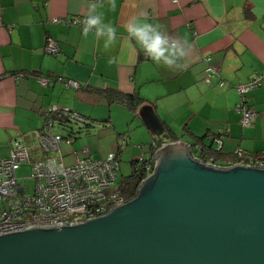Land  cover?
<instances>
[{"label": "crops", "instance_id": "0c3cea01", "mask_svg": "<svg viewBox=\"0 0 264 264\" xmlns=\"http://www.w3.org/2000/svg\"><path fill=\"white\" fill-rule=\"evenodd\" d=\"M87 2L0 0V157L8 156L13 140L21 134L31 148V159L44 157L36 132L43 128L52 106L93 119L104 103L111 108L123 106L134 117H140L142 106L151 105L164 126L160 138L167 142L189 143L204 135L220 134L223 143L212 146L223 158L236 156L239 150L264 151V80L245 95L246 104L257 113L251 127L241 125L236 106L243 99L235 89L240 82L264 72V0H116L115 10L108 0H96L104 23L117 31L116 43L108 50L93 32L85 37L78 25L54 22L81 20ZM133 17L194 43L189 66L171 71L147 58L127 38L123 27ZM49 38L59 42V54L46 53ZM113 57L116 62L110 63ZM207 65L218 70L208 82ZM40 78L71 79L81 87L66 88L57 81L43 85ZM94 88L138 94L145 104L134 112L126 105L109 102ZM142 124L146 127L143 120ZM139 134L144 137L142 131ZM209 137L205 143L210 144ZM82 149L103 157L88 147ZM82 153L73 151L74 162L85 155ZM144 155H150V147ZM137 158L130 162L131 168Z\"/></svg>", "mask_w": 264, "mask_h": 264}, {"label": "water", "instance_id": "95a60500", "mask_svg": "<svg viewBox=\"0 0 264 264\" xmlns=\"http://www.w3.org/2000/svg\"><path fill=\"white\" fill-rule=\"evenodd\" d=\"M139 115L159 139L153 107ZM154 160L137 194L102 216L1 235L0 264H264V167L212 165L181 140Z\"/></svg>", "mask_w": 264, "mask_h": 264}, {"label": "built area", "instance_id": "2783aa9c", "mask_svg": "<svg viewBox=\"0 0 264 264\" xmlns=\"http://www.w3.org/2000/svg\"><path fill=\"white\" fill-rule=\"evenodd\" d=\"M83 19L84 17L73 21L54 19V22H67L83 28ZM44 49L50 55H57L60 52V44L49 38ZM217 71L213 66L207 65L205 80L208 82L210 77L218 74ZM263 80L264 72L257 73L250 81L240 82L235 86L243 99L236 106L237 112L241 114L243 127L252 126L257 117V113L246 104L245 95L260 86ZM51 81L60 82L66 88L79 89L81 87L79 82L71 79H39L43 85H49ZM61 116L66 117L67 120L83 121L68 108L52 106L48 110L43 128L36 132L37 144L45 155L44 157L31 159V148L22 134L13 140L8 156L0 157V236L23 231L30 227L78 224L90 218L102 216L115 206L129 200L120 188L119 154L110 153L105 158H96L84 150L85 155L77 158L72 165L64 163L63 155L58 158L52 156L61 152L62 142L71 143L69 138L53 133L54 124ZM209 139L221 145L224 138L218 135L210 136ZM167 143L151 142L150 155L145 161L147 176L156 166L155 153ZM194 149L197 152H194ZM191 150L196 159L216 166L246 164L264 167V153L257 155L239 150L234 156L235 159H230L225 164L211 155L206 157L201 155V146H191ZM143 159L144 157H140L139 161ZM23 165L31 168L30 178L35 182L32 195H28L25 187L19 183L17 172Z\"/></svg>", "mask_w": 264, "mask_h": 264}, {"label": "rangeland", "instance_id": "374dc122", "mask_svg": "<svg viewBox=\"0 0 264 264\" xmlns=\"http://www.w3.org/2000/svg\"><path fill=\"white\" fill-rule=\"evenodd\" d=\"M104 104L98 106V110L94 115L100 121L95 120V118H85V121L83 120L84 123L71 121L66 123V127L60 126L56 121L53 133L59 134L64 138H69L72 141V145L62 143V152H59L57 156L56 154L52 156L58 158L60 155H63L64 163L72 165L74 164V150L82 153L84 150L82 148L88 147L98 156L103 154L102 158H105L110 153H115L117 147L121 145L122 160L120 164L121 169L118 172L120 180L124 176L126 177L131 174L132 168L130 162L135 157H145L144 152L148 151L152 138L148 129L143 126L140 117H134L123 106L113 105L111 108L108 107L107 103ZM109 117L110 119H108ZM102 118L103 120H101ZM85 124H89L90 127H86ZM141 131L144 133V137L139 134ZM125 139L127 142H124ZM30 175L31 168L28 165H23L17 172L19 183L25 187L28 195L33 194L35 186V182L30 178Z\"/></svg>", "mask_w": 264, "mask_h": 264}, {"label": "clouds", "instance_id": "9594fccd", "mask_svg": "<svg viewBox=\"0 0 264 264\" xmlns=\"http://www.w3.org/2000/svg\"><path fill=\"white\" fill-rule=\"evenodd\" d=\"M108 4L115 10L116 0H108ZM85 7L87 11L82 21L83 35L86 37L93 32L97 40H104V49H110L117 40L116 27L104 23L96 0H88ZM123 27L127 38L134 41L144 55L157 66L171 71L183 70L189 66L194 43L182 37L170 36L162 32L159 25L137 17L130 18ZM109 62L115 63L116 58H111Z\"/></svg>", "mask_w": 264, "mask_h": 264}, {"label": "trees", "instance_id": "16d2710c", "mask_svg": "<svg viewBox=\"0 0 264 264\" xmlns=\"http://www.w3.org/2000/svg\"><path fill=\"white\" fill-rule=\"evenodd\" d=\"M94 91H96L97 93L103 95L109 102H118L121 103L123 105H126L129 109H131L132 111H136L139 107H141L142 105L145 104V100L139 96L138 94H125L123 92H120L119 90H115V89H96L94 88ZM73 112H75L82 120H84L85 118L82 117L78 112L72 110ZM58 121L57 123L64 127L67 126L66 123H68L66 117H60L57 118ZM85 121V120H84ZM90 127V125H88ZM220 135V134H219ZM209 137L208 135H204L202 137H198V139L195 142H189L188 144L191 146H201L202 147V154L204 157H206L207 155H211L213 156L217 161L225 163L228 162L230 159H235L234 156H228V157H222L221 156V152L220 150H215L213 149V146H210V144L205 143V139ZM157 140L156 142L158 143H163V142H167L164 141V139L159 138V139H155ZM169 141H177V140H169ZM168 141V142H169ZM210 142H212V139H209ZM127 142V141H126ZM187 143V142H186ZM150 147V146H149ZM122 151V146L119 145L117 147V151L115 153L117 154H121ZM194 152H197L194 149ZM264 153V151H260V152H255L254 154H262ZM145 159H143L142 161L136 162L137 159H135L132 162V172L130 175L128 176H124L122 179H120V188L121 190L126 194V197L128 199L134 197L139 189V186L141 185L143 179H145L147 177V173L145 171V161L147 159V157H144Z\"/></svg>", "mask_w": 264, "mask_h": 264}, {"label": "bare ground", "instance_id": "6f19581e", "mask_svg": "<svg viewBox=\"0 0 264 264\" xmlns=\"http://www.w3.org/2000/svg\"><path fill=\"white\" fill-rule=\"evenodd\" d=\"M208 62V61H207ZM208 64V63H207ZM213 80V79H212ZM251 127V126H250ZM196 146V145H195ZM58 154H56V156H57ZM145 159V158H144Z\"/></svg>", "mask_w": 264, "mask_h": 264}]
</instances>
